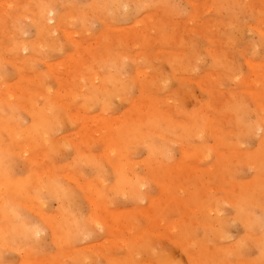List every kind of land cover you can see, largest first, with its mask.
<instances>
[{"label": "rangeland", "instance_id": "rangeland-1", "mask_svg": "<svg viewBox=\"0 0 264 264\" xmlns=\"http://www.w3.org/2000/svg\"><path fill=\"white\" fill-rule=\"evenodd\" d=\"M0 264H264V0H0Z\"/></svg>", "mask_w": 264, "mask_h": 264}, {"label": "bare ground", "instance_id": "bare-ground-1", "mask_svg": "<svg viewBox=\"0 0 264 264\" xmlns=\"http://www.w3.org/2000/svg\"><path fill=\"white\" fill-rule=\"evenodd\" d=\"M172 1H173V0H172ZM135 3H136V2H135ZM112 4H113V3H112ZM55 5H56V4H55ZM134 5H136V4H134ZM118 6H119V5H118ZM121 6H122V5H121ZM93 7H94V6H93ZM107 7H108V6H107ZM112 7H113V6H112ZM124 7H125V6H124ZM121 8H122V7H121ZM123 9H124V8H123ZM125 10H126V9H125ZM45 11H46V10H45ZM108 11H109V10H108ZM108 11H107V12H108ZM49 12H50V11H49ZM124 12H125V11H124ZM36 13H37V11H36ZM46 13H47V11H46ZM46 13H45V14H46ZM122 13H123V12H122ZM50 14H51V13H50ZM52 14H53V13H52ZM45 19H46V18H45ZM50 19H51V18H50ZM50 19H48V20H50ZM31 20H32V19H31ZM52 20H53V18H52ZM52 20H51V21H52ZM44 21H45V20H44ZM33 22H35V21H33ZM46 22H47V21H46ZM65 22H66V21H65ZM35 25H36V24H35ZM51 27H52V26H51ZM53 30H54V29H53ZM68 33H69V32H68ZM47 34H48V33H47ZM43 36H44V35H43ZM65 36H66V35H65ZM23 47H24V46H23ZM20 51H21V50H20ZM249 65H251V64H249ZM249 68H250V67H249ZM80 69H81V67H80ZM78 73H79V72H78ZM89 79H90V78H89ZM89 79H88V80H89ZM98 79H99L98 77H95V78L93 77V80H98ZM8 99H9V98H8ZM46 114H47V113H46ZM192 122H193V121H192ZM115 126H116V125H115ZM199 131H200V130H199ZM255 131H256V130H255ZM259 132H260V131H259ZM246 133H248V132H246ZM246 138H247V137H246ZM38 139H39V138H38ZM113 152H114V151H113ZM6 154H7V153H6ZM22 154H23V153H22ZM23 155H24V154H23ZM112 155H113V154H112ZM186 156H187V155H186ZM30 170H31V169H30ZM194 170H195V169H194ZM117 175H118V174H117ZM62 178H64V177H62ZM68 178H69V177H68ZM45 183H46V182H45ZM73 183H74V181H73ZM143 184H144V182H143ZM99 186H100V185H99ZM81 188H82V187H81ZM99 188H100V187H99ZM99 188H98V189H99ZM37 189H38V188H37ZM140 189H141V188H140ZM43 193H44V192H43ZM136 193H137V192H136ZM128 194H129V193H128ZM68 198H69V197H68ZM35 201H36V200H35ZM40 202H41V201H40ZM44 203H45V202H44ZM38 204H39V203H38ZM92 206H93V205H92ZM14 207H15V206H14ZM31 210H32V209H31ZM31 210H30V211H31ZM221 213H222V212H221ZM41 218H42V217H41ZM17 219H18V218H17ZM42 219H43V218H42ZM94 219H95V218H94ZM48 226H49V225H48ZM123 228H124V227H123ZM83 238H84V237H83ZM36 239H37V238H36ZM84 249H85V248H84ZM195 263H196V262H195Z\"/></svg>", "mask_w": 264, "mask_h": 264}]
</instances>
